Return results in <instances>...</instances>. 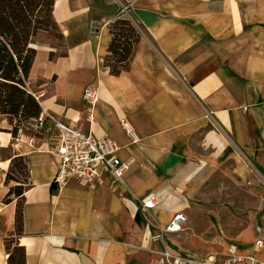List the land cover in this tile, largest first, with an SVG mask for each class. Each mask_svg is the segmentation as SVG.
I'll list each match as a JSON object with an SVG mask.
<instances>
[{
	"label": "crops",
	"instance_id": "obj_1",
	"mask_svg": "<svg viewBox=\"0 0 264 264\" xmlns=\"http://www.w3.org/2000/svg\"><path fill=\"white\" fill-rule=\"evenodd\" d=\"M52 17L62 45L36 41L28 86L55 118L115 140L130 164L122 180L102 170L56 189L55 130L13 137L0 113V264H157L162 247L203 258L234 246L264 260V202L223 195L227 186L264 189V0H54ZM117 19L139 36L112 74ZM87 87L98 91L91 105ZM149 193L156 205L147 210ZM178 211L183 229L152 241Z\"/></svg>",
	"mask_w": 264,
	"mask_h": 264
},
{
	"label": "built area",
	"instance_id": "obj_2",
	"mask_svg": "<svg viewBox=\"0 0 264 264\" xmlns=\"http://www.w3.org/2000/svg\"><path fill=\"white\" fill-rule=\"evenodd\" d=\"M122 12L128 11V5L121 6ZM28 90L39 102L42 92H35L30 89L27 81L25 82ZM98 91L95 88L87 87L83 92L84 100L91 105L98 99ZM40 111L37 116L28 120L30 129L47 133L50 129L55 130L56 143L51 148L57 164V170L53 178L56 189H60L62 184L68 179H74L85 183L93 182L102 170L110 174L116 180H122L130 162L121 161L117 157L119 150L118 143L108 136H96L85 133L79 128L66 124L48 113L40 104ZM121 127L128 135L131 142H136V133L130 123L120 120ZM19 131V132H18ZM20 135L21 129H18ZM140 203L144 209H151L156 205V197L149 193L142 197ZM186 216L178 211L173 214L170 221L164 227H159L158 232L151 235L152 241H158L162 233L181 231L186 222ZM264 228L256 226V232L260 233ZM263 240L260 236L254 240V248L260 249ZM159 255L157 264H264V260L258 259L253 253L239 255L236 254L234 246H230L228 252L218 257L208 254L203 258L190 257L182 254H174L168 248L162 247L157 251Z\"/></svg>",
	"mask_w": 264,
	"mask_h": 264
},
{
	"label": "trees",
	"instance_id": "obj_3",
	"mask_svg": "<svg viewBox=\"0 0 264 264\" xmlns=\"http://www.w3.org/2000/svg\"><path fill=\"white\" fill-rule=\"evenodd\" d=\"M53 3L54 0H0V113L7 116L13 137L17 135L20 122L28 123L29 118L40 111L39 102L25 82L36 52L33 47L36 36L57 26L52 17ZM110 30L113 37L109 50L113 57L108 65L112 74H118L126 68L139 33L127 19H117ZM13 118L17 119L16 124H12ZM21 223L18 204L16 231L21 230Z\"/></svg>",
	"mask_w": 264,
	"mask_h": 264
},
{
	"label": "rangeland",
	"instance_id": "obj_4",
	"mask_svg": "<svg viewBox=\"0 0 264 264\" xmlns=\"http://www.w3.org/2000/svg\"><path fill=\"white\" fill-rule=\"evenodd\" d=\"M35 40L36 41L38 40V42L40 43H45V44L49 43L57 47H60L62 45V36L57 26L50 27L48 31H43V32L41 31V34L39 32ZM16 123H17V119L13 118L12 124H16ZM19 126H20L19 129H21V133H20L21 136L28 137L29 135L30 136L32 135L34 138L46 136V134H44L43 132H38V131L30 129L28 123L20 122ZM17 170H18V173H17L18 179L23 181L25 179L26 173H25V170L23 169V166H21V163L18 164ZM226 191H230L233 197H237L240 200L242 198H246L248 200L247 203L249 205L256 203L257 200L264 202V189L263 191H261V193H257L255 191H252V192L251 191H240L234 188H230V186H227L223 188V195H227L229 197V193ZM226 201H229V200H226ZM244 203L245 202H243L242 204L244 205ZM222 205L224 206L223 208H228V207L233 206V204H231L230 202H223ZM187 223H188V220H186L184 225H186ZM199 223L200 221L198 219H194L193 224L196 227V229L199 227Z\"/></svg>",
	"mask_w": 264,
	"mask_h": 264
},
{
	"label": "bare ground",
	"instance_id": "obj_5",
	"mask_svg": "<svg viewBox=\"0 0 264 264\" xmlns=\"http://www.w3.org/2000/svg\"><path fill=\"white\" fill-rule=\"evenodd\" d=\"M138 137H136V141H137Z\"/></svg>",
	"mask_w": 264,
	"mask_h": 264
}]
</instances>
